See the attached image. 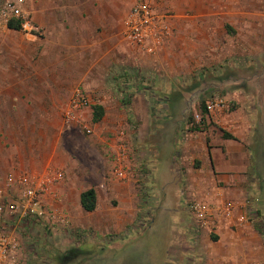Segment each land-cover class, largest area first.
<instances>
[{
	"label": "crops",
	"instance_id": "crops-1",
	"mask_svg": "<svg viewBox=\"0 0 264 264\" xmlns=\"http://www.w3.org/2000/svg\"><path fill=\"white\" fill-rule=\"evenodd\" d=\"M149 1L160 12L170 13L167 19L172 34L190 25L192 38L197 41H216L214 26H219L224 35L228 34L225 28L233 31L232 24L249 25L255 17L259 25L264 19V0H241L235 4L233 0ZM119 6L118 0H32L34 21L45 33L30 36L0 32V171L8 167L10 172L20 173L35 164H51L56 154L54 145L37 157L32 137L41 138L45 122L50 121L48 116H60V108L68 102L78 82L82 80L92 90L94 72L96 100L105 115L95 123L107 120L109 98L96 72L102 71L99 64L103 57L115 53L118 45L112 27L119 21L115 16ZM190 10L193 13L188 17ZM144 57L147 56L136 58L141 67L148 60ZM73 61L80 68L73 66ZM239 89L242 87L225 93V98L237 102L236 111L204 116L205 128L201 123L194 125L198 129L186 127L184 116L162 117L165 122L175 121L166 136L162 124L150 122V118L149 128L138 134L126 125L120 131L117 122L121 116H113L115 122H108L123 135L118 134L116 140L125 138L139 149L141 157L148 159L145 166L151 163L155 173L151 177L146 171L141 173L146 192L143 196L137 178H108L104 168L96 178L83 165L82 188L76 186L72 194V180L56 186L52 203L67 211L73 228L83 229L76 232L87 235L86 230L93 229L98 235L116 233L120 237L109 247L101 244L94 264H264V102L261 101L260 109L256 103H247L245 99L250 96ZM57 126H49L51 133ZM138 136L142 144H137ZM146 137L150 144L145 143ZM15 153L21 157L29 153V160L25 164L14 161ZM65 164L70 169L77 167L74 160ZM6 175L0 174L1 180ZM146 187L156 194L154 209L147 207L150 196L146 197ZM89 188H94L97 196L93 211L85 210L80 200ZM195 201L210 205V225H199L193 213ZM228 202L232 203L229 213L224 209ZM146 233L158 237L160 243L141 248ZM16 237L19 243L23 242L18 232ZM67 243L72 245L73 238H64L63 244ZM21 247L23 253L25 246ZM76 248L83 251L69 259L55 258L53 264H71L90 251L82 246ZM155 253L159 257H153ZM18 258L19 264H37L31 263L32 258L20 257V253ZM38 261L49 264L48 260Z\"/></svg>",
	"mask_w": 264,
	"mask_h": 264
},
{
	"label": "rangeland",
	"instance_id": "rangeland-1",
	"mask_svg": "<svg viewBox=\"0 0 264 264\" xmlns=\"http://www.w3.org/2000/svg\"><path fill=\"white\" fill-rule=\"evenodd\" d=\"M3 1L0 0V3ZM64 1L67 2V0ZM71 1L74 2L75 0ZM138 1L118 0L120 6L119 10L115 11L117 12L115 16L119 21L116 23L115 28L112 27L115 30L118 45L114 49L115 53L103 57L102 64H99L102 71L96 72L99 80H102L104 84L105 95L109 98L106 106L108 109L107 120L97 125L92 119L93 106L99 105L95 95L98 90L94 85V72L92 90L89 91L82 80L78 82L73 87L68 102L62 109L60 108V116H48L50 121L45 122L41 138L31 136L34 139V142H32L37 152L34 155L37 157L40 156V153H44L46 149H50L51 145H54L56 154L53 155L51 164H35L30 167L26 165L28 168H24L25 170L21 172L35 171L43 174L48 170L61 169L63 179L56 186L60 183L65 184L67 180H72L74 184L71 193L73 194L76 186L78 189L84 186L83 182L85 181L80 182L81 176L85 175L80 172L81 165H83L84 170H86L85 168L90 170V173L96 178L100 176L99 172L104 168L109 173L108 178L112 176L111 178L118 179L113 176L112 172L118 162V157H121L128 177L133 176L138 179L139 189L143 196L146 192L140 175L143 171H146L148 176L151 177L154 175L155 169L151 163L145 166L148 159L145 161L138 153L139 149L125 141V138L121 141L116 140L118 134L119 136L123 135L117 132V127L108 126V122H115L113 116H121L117 122V125L120 123L121 132L124 130L123 126L126 125L132 131L135 130L136 134L149 128L148 118H150V122L162 124V132L166 136V132L174 128L175 121L165 122L162 120V117L165 116H184L186 127L193 128L194 125L201 123L200 125L205 128L204 126L207 127V123L203 124L202 116L226 115L236 111L238 108L237 102L234 99L225 98V93L236 91L237 86L242 87L239 90H243L246 93L245 96H250V98L246 97L247 99H245L247 103H256L260 109L261 101L264 102V96L262 99L264 93H260L264 90V19L263 24L259 25H256L255 17L251 19L252 24L249 25L232 24L233 31L230 30L229 32L225 28L228 34L224 33V35H222L219 26H214L218 34L216 41L193 40L191 26L189 25L186 28L183 27L182 31L176 30L173 34L170 31L158 50L153 54H149L141 46L128 41L124 35V20ZM202 1L200 0V2ZM240 1L233 0V4L240 3ZM31 2L32 0H25V8L33 27L13 30L8 26L6 27L5 23L0 22V32H17L29 34L30 36L43 35L44 30L34 21ZM160 13H165L168 17L171 16L168 11ZM192 13V10H190L188 17H191ZM133 54L134 57H132ZM144 55L148 57V60L143 62V67H141L136 58L138 60L139 56ZM73 66L80 68L77 61H73ZM135 74L137 75L135 76ZM76 88L81 89L88 95L89 104L82 109L73 110L70 115H66V112L71 109L70 101ZM123 98H127L131 104L123 105ZM221 98L226 100L225 107L214 110L208 109L209 102ZM205 107L208 111H205ZM54 124L58 126L56 130L53 129L55 133L53 131L51 133L52 129L50 127L53 128ZM89 125L90 128L92 127L91 133L87 131ZM139 139L138 136L137 144H142ZM146 142H148L147 137ZM154 142H158V136H155ZM148 143L150 144V142ZM12 155L14 161L25 164L29 160L30 154L23 153L22 157L21 154L17 153ZM70 160H74L77 164L75 169H70V165L66 166L65 163ZM9 161H11L10 158ZM9 172L10 169L7 167L6 171H0V174L6 175ZM146 189V197L150 196L148 200L150 206L148 204L147 207L154 209L156 194L149 191L147 187ZM52 201L53 199H51ZM56 208L69 217L66 210L60 207ZM36 209L41 210L40 206H37ZM152 209H150V212H152ZM150 212L146 213L150 214ZM77 216L80 217V214H77ZM148 220L147 218V225L149 224ZM7 223L8 228L14 230L11 222ZM71 224L70 220L68 225L55 226L54 230L47 229V226L41 223L31 224L28 228L18 227L14 230L15 234L17 235L18 232L23 239L22 243L20 240L21 245L27 247V249L23 247L25 250L22 249V257L25 259L32 258L31 263L35 261L40 264L38 260H48L51 264L55 258L62 257L71 248L82 246L87 248L84 250L90 249V251L73 259L71 264H94L95 254L100 249L101 244L103 243V245L109 247L113 240H119L120 238L116 233H109L105 236L98 235L93 229H87L86 231L89 232L86 235L85 233L76 232L75 230L83 231V229L73 228ZM137 234L139 235V233ZM155 235L159 236V234ZM145 237L142 240L141 248L155 247V244L161 241L156 240L158 237L156 238L147 233ZM64 238H73V244H63ZM156 253L153 257H159Z\"/></svg>",
	"mask_w": 264,
	"mask_h": 264
},
{
	"label": "built area",
	"instance_id": "built-area-1",
	"mask_svg": "<svg viewBox=\"0 0 264 264\" xmlns=\"http://www.w3.org/2000/svg\"><path fill=\"white\" fill-rule=\"evenodd\" d=\"M25 4V0L1 2L0 22L7 25L10 20H20L22 28L33 27ZM167 18L168 16L160 13L149 0H139L124 20V35L128 41L141 46L147 53L153 54L170 33ZM89 101L88 95L76 88L70 101L71 109L66 112V115L87 106ZM225 106L224 98L208 103L209 110ZM87 131L91 133L92 129L89 127ZM112 173L118 179L128 177L121 157H118ZM62 179L61 169L48 170L43 174L35 171L10 172L4 180L0 178V264H19L18 256L19 253L20 257L22 256V247L14 231L18 227L28 228L31 224L41 223L48 228H53L70 223L68 215L57 209L51 202V199L56 196V184ZM37 206H40V211L36 209ZM231 208L232 203L228 202L224 208L225 212L229 213ZM193 213L199 225L211 224L213 211L209 204L195 201ZM7 222H11L14 230L8 228Z\"/></svg>",
	"mask_w": 264,
	"mask_h": 264
},
{
	"label": "trees",
	"instance_id": "trees-1",
	"mask_svg": "<svg viewBox=\"0 0 264 264\" xmlns=\"http://www.w3.org/2000/svg\"><path fill=\"white\" fill-rule=\"evenodd\" d=\"M7 26L11 29H15V30H21L22 29V24L20 22V20H10L7 24ZM137 74H135L136 76ZM131 87V86H130ZM129 87V88H130ZM124 104H129V101L127 98H125ZM205 111H208L205 107ZM104 115V108L102 105H94L93 106V121L94 122H98L102 119ZM204 119V116H202V120ZM198 126H194L193 129H198ZM228 137H232L229 134H226ZM81 200V204L83 206V208L87 211H93L96 209V205H97V196H96V191L94 188H89L86 191H84L81 194L80 197ZM81 251H83L81 248H71L70 250H68L67 252H65L62 257H60L59 259L63 260V259H69L71 257H75L76 255H78L79 253H81Z\"/></svg>",
	"mask_w": 264,
	"mask_h": 264
}]
</instances>
